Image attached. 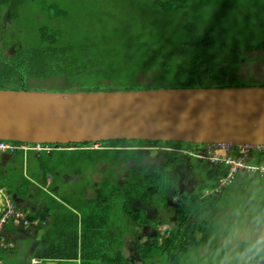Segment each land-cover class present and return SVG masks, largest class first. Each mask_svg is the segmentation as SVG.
<instances>
[{"label": "rangeland", "instance_id": "obj_1", "mask_svg": "<svg viewBox=\"0 0 264 264\" xmlns=\"http://www.w3.org/2000/svg\"><path fill=\"white\" fill-rule=\"evenodd\" d=\"M148 5L156 7V16L163 21H167V17L191 18L197 21L201 29L198 32L202 34L204 31L205 33L204 44L211 47L210 49H205L207 54H217L223 67L230 65L232 61H240L237 65H233V68H230L234 78L249 82L247 85L243 84L240 86L264 85V47H261L264 44V0H27L21 9V17L18 22H14V20L4 21L5 26L0 29V31L3 30L7 34L4 37L6 42L10 41L7 39L9 36L14 37L12 44L6 48L5 53L14 55L23 50L36 49L41 44L39 39L41 37L40 30L43 26H48L49 30L54 32H61L56 44L57 49L65 56L70 54L72 57L74 50H77L73 47L77 46L76 40L87 38L89 43L79 55L89 56L96 61L99 66L97 70H102L104 66L107 67V62L111 63V66L107 69L108 73L103 72L106 77L99 81L96 86L115 90L116 83L125 80L118 77L120 74L114 70L115 67L122 66L121 68H125V65H132L131 58L138 56V51H151L142 47L147 40H150L147 42L149 45H154L158 50H160V46L157 43H163H155L152 40L158 38L146 32V22H150L154 16L151 15V10L146 9ZM246 17L251 19L248 20ZM8 32L13 34L9 35ZM185 32L186 36L183 40L190 39V30L185 29ZM222 32L226 34H221ZM210 41L211 43H209ZM3 44L4 42L1 38L0 48H2ZM163 45L166 46L165 44ZM220 45L223 47L218 50L217 47ZM200 46L203 47L204 45ZM180 47L184 48L185 46ZM171 48L174 51V48L178 47L174 44H168L166 50L169 52ZM138 79L143 83H147L146 78H142L141 75ZM223 79H229V75L225 74ZM29 80L35 82L37 84L35 87H39L37 89L41 90H59L58 87H63V85L68 83L71 84L70 80L65 79L64 74L56 77L52 75L33 77ZM236 83L242 84L239 80ZM103 84L109 85L104 86ZM65 146L71 148L64 147L62 148L64 150L58 148L60 150H54L49 157L46 156L47 171L44 168L38 169L47 175L43 186L48 187L50 189L49 192L52 194H54V188L58 185L63 189L88 186L86 193L88 197H91L88 200H93L95 196H92V187L102 189V192L105 193L104 190L107 184L100 179L107 177V174L96 176V163L93 160L97 161V158L98 160L105 158L109 155V152L105 153L104 148L103 152L98 150L97 148H101L100 143H94L91 146ZM81 150L82 154L79 153ZM86 151H90V153L88 154ZM43 153L29 149L24 154V157L17 156L18 162L24 161L25 166L21 167V169L27 179H29L28 175L30 166L33 164V158L37 161L38 157H35V155L41 156ZM28 160H30L29 165L27 163ZM55 163H58L56 174L58 179L53 176L54 172L49 170ZM1 168L2 166L0 165V173L2 172ZM136 172V168L124 171L112 170L113 177L111 179L114 180V183H110L108 188L111 186H123L120 183V179L136 174ZM23 174L18 175V177H24ZM245 176L247 174H240L238 176V178L240 177L239 181L237 180V182L222 188L223 200L216 205L219 209L215 216L209 219L210 224L208 227H187L189 229V231H186L187 235L192 234L190 231L194 229L198 232L195 233L196 237L185 238L187 241L190 240L192 245L183 255L187 259L182 264H219L220 257L216 255V251L225 235L228 234V232L223 230L224 224L229 222L226 221L223 225H220L221 223L218 222L221 220L218 219L236 221L233 209H235V213H240L241 215H244V209H247L246 213L249 214V218L254 210L264 209V194L253 197V193L259 194L256 191L264 188H246L252 181L251 179L246 180ZM48 178L51 179L50 183L53 186L47 182ZM252 179L253 183H255L254 185L259 186V178L256 179L254 177ZM7 181L9 189L13 191L14 187L12 184L14 181L12 182L11 179H7ZM53 181L54 183H52ZM0 182L4 183L2 177H0ZM51 187H53V191ZM11 191L10 195L13 197ZM46 194L47 192H44L45 198L52 196L51 194ZM54 195L57 197L58 194L55 193ZM216 196H218V193H216ZM20 202L24 204L26 200L23 199ZM34 202H37V200H34ZM111 214L109 211L98 213L103 218V221L109 219ZM128 214H132V212L129 211ZM82 219L84 223L89 221L90 217H83ZM109 228L111 229V227ZM113 229L116 231L123 230L124 233L128 230L130 236L127 241L130 243L132 251L136 241L149 240V233L153 232L152 229L159 238H163L166 231L164 227L150 229L114 226ZM132 231L135 232L130 234ZM135 234H139L141 237H137ZM176 235L180 241L179 246L185 244L181 238L183 233L177 232ZM202 235H207L203 244ZM196 240H198L197 243H195ZM12 243L13 248L18 244L15 241H12ZM194 243L197 246H193ZM201 244L202 246H200ZM164 248L165 251L163 253H153V257L145 259V263L139 260L136 264H174L172 252L167 249L166 245H164ZM133 254L136 253L133 252ZM93 264L106 263L102 260H97Z\"/></svg>", "mask_w": 264, "mask_h": 264}, {"label": "water", "instance_id": "obj_2", "mask_svg": "<svg viewBox=\"0 0 264 264\" xmlns=\"http://www.w3.org/2000/svg\"><path fill=\"white\" fill-rule=\"evenodd\" d=\"M0 139L50 144L121 139L264 144V85L0 88ZM13 197L18 205L25 204L16 192ZM4 234L21 244L8 229Z\"/></svg>", "mask_w": 264, "mask_h": 264}, {"label": "trees", "instance_id": "obj_3", "mask_svg": "<svg viewBox=\"0 0 264 264\" xmlns=\"http://www.w3.org/2000/svg\"><path fill=\"white\" fill-rule=\"evenodd\" d=\"M27 0H0V29H2L5 24L4 21L18 22L21 17V9ZM146 9L151 10V15H154L150 22H146V32L147 34H152L158 39L152 40L160 46L158 50L154 45H149L147 40L145 44H141L145 50H151L148 52L138 51V56L131 58L132 65H125L115 67L114 70L117 71L121 77L125 79L124 81H119L116 83L115 89H136V88H163V87H196V86H240L247 85L249 83L247 80H240L232 76L230 68H233L240 61H232L230 65L224 66L220 63V58L217 54H207L205 49H210L211 47L204 44L205 33L201 34V29L198 26L197 21L191 18H181V17H167V21L161 20L156 16V7L153 5L146 6ZM159 11V9L157 8ZM246 19H251L246 17ZM172 30H171V29ZM185 29H189L190 39L183 40L186 36ZM61 32L49 30L48 26H43L40 30V45L36 49L23 50L10 55L5 53L8 46L12 44L13 36H9V42H6L5 38L7 34L3 30L0 31V40L3 39V46L0 48V88L4 89H37L35 87L37 84L31 82L33 77H44L46 75H52L54 77L64 74L66 80H70L71 84L63 85V87H58L59 90H109L103 89L102 86H96V84L104 79L106 75L103 72H107V69L111 66V63L107 62V67H103L102 70H97L99 66L89 56H80V52L83 51L89 43L87 38L76 40L77 46H73L75 49L72 57L70 54L62 55V53L57 49V40ZM170 33V37H169ZM12 35V32H8ZM221 34H226L222 32ZM205 38V39H204ZM144 43V42H143ZM211 43V41L209 42ZM165 44L166 46H164ZM168 44H174L178 48H173L168 52L166 47ZM200 45H204L203 47ZM180 46H185L180 47ZM223 46H218L217 49H222ZM264 47V44L261 45ZM166 50V51H165ZM127 61L126 58H124ZM234 65V66H233ZM114 67V66H113ZM99 71H101L99 73ZM142 71V72H141ZM141 72V73H140ZM150 72V73H148ZM229 75V79H223V76ZM108 75V74H107ZM129 75V76H128ZM146 78L147 83H143L138 79L139 77ZM239 80L242 84H237L236 81ZM131 81V82H128ZM149 81V82H148ZM123 82V83H121ZM251 83V82H250ZM85 84V85H84ZM253 84V83H251ZM104 86L109 84H103ZM90 86V88H89ZM69 87V88H66ZM56 89V88H55ZM53 90V89H52ZM149 140V139H143ZM127 140H112V142H126ZM161 141V140H154ZM15 143H22L17 141ZM88 146L94 144V142L84 143ZM82 143L70 144L76 147L83 146ZM55 146V144H54ZM67 147L69 146H59ZM64 150V149H62ZM88 154L90 151H86ZM27 153L22 150H17L14 154H18L24 157ZM43 153V152H42ZM53 152H44L41 156H37L39 162V168H44L47 171L48 164L46 162V156L49 157ZM258 155L257 163L264 160V150L256 152ZM56 158V157H55ZM22 162V167H23ZM17 166V162L14 161ZM57 166L55 163L50 167L49 170L53 171L54 167ZM219 169H211V172L216 173V181L220 180L222 176L226 175L229 171V166L219 165ZM12 175H18L17 173H12ZM45 176V174L43 175ZM256 179L259 178V186L254 185L253 179L250 176H245L246 180L252 181L248 184L246 188L263 187L264 188V176L257 174ZM240 180V177L237 179ZM237 180L235 182H237ZM234 183V182H233ZM231 184V183H229ZM226 184V185H229ZM226 185H221V180L217 184H212L209 182V188L211 193L209 194V202L205 208L201 210H210V208L215 204L223 200L222 188ZM263 195L264 189L256 191ZM218 193V196H216ZM42 205H46L44 202ZM100 215H95L92 219V225H98L94 228V234L96 233V238L94 241L90 242L87 238L84 242V248L82 252V264H92L93 260H102L103 262L108 261L111 264H126L121 252H116L112 254L111 246L120 238V234H113L109 231L108 227H101L102 223L108 221H103ZM201 224H197L200 227H208L210 224L209 219L200 216ZM110 225V224H109ZM157 229V228H156ZM155 229V230H156ZM209 231V229H208ZM187 237H196L198 231L196 229L190 231ZM84 233H89V226L84 229ZM195 234V235H194ZM207 235L202 236V244L206 240ZM186 238V237H185ZM197 239V238H196ZM185 244L180 245V241L176 234H171L164 241L159 238L156 234L155 236H149V241L147 244H142L146 248L139 246V251L142 252L144 259L153 257V253L164 252L166 245L167 249L172 252L173 263L178 264L183 255L186 253L188 248L192 245L190 240H183ZM198 240L195 241L197 243ZM193 246H197V244ZM202 244L200 246H202ZM198 248V247H197ZM107 257V259H106ZM121 259L123 262H121Z\"/></svg>", "mask_w": 264, "mask_h": 264}, {"label": "flooded vegetation", "instance_id": "obj_4", "mask_svg": "<svg viewBox=\"0 0 264 264\" xmlns=\"http://www.w3.org/2000/svg\"><path fill=\"white\" fill-rule=\"evenodd\" d=\"M95 143L101 144V148H97L102 150L101 152H103V148L105 153L109 152L107 157H103L104 159L93 160L96 163V176L107 174V177L100 179L107 184L105 193L102 192V189L92 187V196H95L93 200H88L91 198L86 193L88 186L65 189L59 185L54 186V190L59 196L75 200L82 218L90 217L89 221H92L98 213L109 211L112 214L106 221L110 226L150 229L164 227L166 231L164 237L161 238L163 241L177 232L183 233L181 238L184 240L188 236L186 234V231H189L188 226H197L201 222L200 216L207 219L213 218L219 209L214 204L209 211L201 210L208 205L209 194L212 192L208 186L209 182L217 184L221 180L216 181V173L211 172V169L220 170V168L204 160L202 156H198L197 152L194 154L179 152L183 146L196 150L200 144L143 139H130L126 142L102 140L95 141ZM70 144L77 143L56 145ZM79 153L82 154V150ZM55 157L57 158V156ZM15 162H17L18 168L22 167V163L19 165L18 161ZM134 168L137 169L136 174L120 179L123 186L108 188L110 183H114V180L111 179L113 177L112 170L124 171ZM57 169L58 163L53 170L54 177H56ZM56 179L58 178L56 177ZM129 211L132 214H128ZM233 214L236 219L235 209H233ZM239 215L241 214L239 213ZM218 220H221L218 222L221 223L220 225L226 221L235 222V220H222L221 218ZM152 231L149 236H155L156 233L153 229ZM133 232L135 231L130 234ZM135 235L141 237L139 234ZM129 236L127 230V240ZM148 241H136L133 251L127 241L128 264H136L139 260L145 263L139 246H142L140 243L145 245ZM186 259L187 257L183 256L178 264H182Z\"/></svg>", "mask_w": 264, "mask_h": 264}, {"label": "crops", "instance_id": "obj_5", "mask_svg": "<svg viewBox=\"0 0 264 264\" xmlns=\"http://www.w3.org/2000/svg\"><path fill=\"white\" fill-rule=\"evenodd\" d=\"M17 156L18 154H2L0 164L2 166V172L0 173V177L3 178L4 183L0 182V186L5 188L3 191L11 194L7 181V179H11L12 182L14 181L12 184L14 187L13 191H11L12 195L16 192L19 197L26 200L23 206L18 205L15 201L17 208L24 213V218L19 220L9 218L3 227V235L7 241L12 242L13 240L4 234L5 229H8L11 234L16 236L17 241H21L22 245L16 244L14 248L13 246L1 248L0 264H30L33 258L37 259L41 264H82L84 242L87 238L90 242L95 240L96 233L94 234L93 230L98 225H92L90 221L83 223L84 220L82 219L80 210L77 208L75 200L70 197H68L69 199L63 198L59 195L56 197L54 195L56 192L52 194L49 192L50 189L48 187L43 186L47 175L43 176L44 173L38 170L39 162L35 158H33V164L30 166L28 175L29 179H27L21 167L18 168L14 164V161L18 159ZM35 157L37 156L35 155ZM29 162L30 160L27 162L28 165ZM20 163L22 162L20 161L19 165H21ZM23 166H25L24 163ZM12 173H17L18 175L23 174L24 177H18V175L10 177ZM50 181L51 179L48 178L47 182L49 184H51ZM51 185L53 186V184ZM44 192H47L46 195L51 194L52 196L45 198ZM34 200H37V202H34ZM44 202H46V205H42ZM244 211V215H239L240 219L249 216L246 213L247 209H244ZM3 212L4 196L0 192V218ZM25 220H27V223H25ZM235 222L224 224L223 231L228 232ZM102 224L104 225L101 227H108L112 234L116 232V234L121 235L111 246V252L114 254L115 249L116 252L120 251L125 263L128 264L126 233L123 230H114V227L106 222ZM87 226H89V233L85 234L84 229ZM95 261L93 260L92 264ZM121 262H123L122 259ZM105 263L107 264L109 262L106 261Z\"/></svg>", "mask_w": 264, "mask_h": 264}, {"label": "bare ground", "instance_id": "obj_6", "mask_svg": "<svg viewBox=\"0 0 264 264\" xmlns=\"http://www.w3.org/2000/svg\"><path fill=\"white\" fill-rule=\"evenodd\" d=\"M173 88V87H167ZM158 140V139H149ZM161 141H175V140H161ZM93 142V141H92ZM200 144L196 150H191L189 147H181L179 152L182 154L198 153L204 160L216 166L226 165L229 166V171L226 175L221 177V185L233 183L238 179L240 174H247L254 178L257 174L264 176V160L257 163V151L264 150V144L254 143H235V142H188ZM86 143V142H85ZM95 143V141H94ZM8 149L0 150V159L2 154H14Z\"/></svg>", "mask_w": 264, "mask_h": 264}, {"label": "clouds", "instance_id": "obj_7", "mask_svg": "<svg viewBox=\"0 0 264 264\" xmlns=\"http://www.w3.org/2000/svg\"><path fill=\"white\" fill-rule=\"evenodd\" d=\"M216 255L219 264H264V209L254 210L250 218L240 219L237 213Z\"/></svg>", "mask_w": 264, "mask_h": 264}, {"label": "built area", "instance_id": "obj_8", "mask_svg": "<svg viewBox=\"0 0 264 264\" xmlns=\"http://www.w3.org/2000/svg\"><path fill=\"white\" fill-rule=\"evenodd\" d=\"M15 142L17 141L0 139V150L8 149L10 152H17V150L24 149V151L27 152V150L31 149L42 153V152H52L54 150L62 149V147H59L60 145L55 144L54 146V144H50V143H29L22 141H21L22 143H15ZM3 189L5 188H2L0 186V192L4 196V212L2 213L0 218V249L4 247L13 246V243L7 241L6 237L3 235L4 223L9 218H16V219L24 218V213L17 208L14 198L8 192L3 191ZM25 223H27V220H25ZM30 264H41V263L37 259L33 258Z\"/></svg>", "mask_w": 264, "mask_h": 264}]
</instances>
